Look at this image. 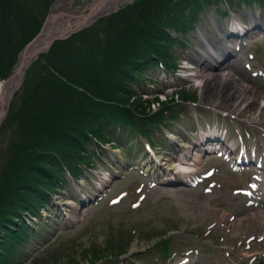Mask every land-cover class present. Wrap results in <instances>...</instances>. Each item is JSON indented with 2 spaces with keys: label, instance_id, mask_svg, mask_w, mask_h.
<instances>
[{
  "label": "rangeland",
  "instance_id": "1",
  "mask_svg": "<svg viewBox=\"0 0 264 264\" xmlns=\"http://www.w3.org/2000/svg\"><path fill=\"white\" fill-rule=\"evenodd\" d=\"M90 1L75 0L70 11L84 9ZM263 7L260 0L254 6L243 5L238 9L234 8L233 15L231 17L226 15L222 20L218 15L219 12L209 8V12L201 16L196 30L186 34V47L179 52V70L187 68L185 69L187 74L178 71L181 80L173 83L169 80L171 69L168 73L167 70L163 71L154 64L144 78L143 86L146 85V88L141 89V84H133L134 86L131 87L132 91L138 94L149 90L147 89L149 85L153 87L150 93L160 91L161 95L156 92L151 95L149 103H156L157 97L160 96V99H166L173 95L177 99L179 88H181L180 99L178 98L177 101L196 102L195 104L188 102L180 108L179 113L183 116L178 122L171 123L168 133L164 131L167 137L175 139L174 145L166 144L163 137H157L154 141L156 145L154 152L157 159L161 158L163 161L168 159L172 165H176L182 158V154L188 152L199 159L195 165L197 174L222 165V171H216L217 176L209 179L211 184L215 183L211 194H204L205 185L209 181L204 182L202 187L189 189L183 187L179 183L178 176L173 174L170 177H163L164 184L153 187L154 192L149 193L135 209L132 203L136 195L132 194H135V188L143 185L140 184L143 179L138 176V170L130 172L128 167L123 168L125 163L119 152L105 153V165L101 167V163H98L97 169L90 171L88 179L79 180L78 184L81 185H78L75 190L70 185L52 196L51 205L41 210L43 216L41 225L38 226L35 221L33 222L39 227V232L34 231L28 234L29 239L26 245L20 255L14 257L15 260L11 261V264H70L71 260H74L75 264H175L181 261L184 251L195 249L204 253L212 249V253L206 258L202 253L199 256L195 253V263L189 264H264L263 241L258 242L257 237L260 234L255 232L256 234L253 235L256 237L248 238L251 233L241 226L229 232L221 229L222 225L227 223L233 225L239 218L243 220L257 214L262 216L260 219L264 223V210L253 208L255 211H246L239 194L232 193L235 189L246 187V181H252L251 172L243 175L231 174L229 167L222 164L215 155L202 157L200 150L202 142L200 135L206 134L204 123L212 125V128L225 129L227 141H233L236 134L233 133L239 129L242 132L251 133L247 136L250 143H255L258 138V142L263 144L258 134L264 127V107L259 108L256 101L245 103V97L235 105L230 98L223 99L221 96L206 98L203 90L200 87L196 88L197 83L192 72L194 69H199L205 74L212 73L208 66L210 63H215L216 58L224 51V53L230 52L231 55H237L235 59L247 75L252 72L264 74V40L260 34L250 37L248 47L240 50L238 54L235 53L234 48L239 40L235 37L225 38L236 22L241 24L242 28L248 27L250 23L253 25L259 23L264 28ZM119 10L110 14L109 17L118 13ZM220 10L223 12L224 9L220 7ZM109 17H90L91 24L95 26ZM148 49L146 48L147 54L143 56V59L148 57L151 61H155L153 56L148 55ZM159 49L166 57L172 53L167 46H160ZM198 54L209 59L208 62L204 65L194 62L199 57ZM249 54L253 55L251 61L248 59ZM200 59L197 60H204ZM14 63L15 61L13 65ZM244 64L249 65V70ZM227 65L229 66L230 62L225 61L223 66L227 67ZM185 76L187 79H183ZM165 78L166 84L170 83V85H164ZM254 82L255 84L253 81L252 84L256 90L264 95L260 80H254ZM176 83L179 85L175 89L173 86ZM148 102L145 101L144 107L147 106L152 110L150 115L160 113V109L175 106L174 103H167L164 107L157 104L149 107ZM222 111L229 114H222ZM0 125L2 126L3 123ZM7 137L3 135L0 138V151L6 144ZM131 161L137 164L135 158ZM132 162L129 161L126 164ZM250 169L253 170V167ZM163 172L164 170L160 174ZM126 173L127 175L124 176ZM105 180L107 183L104 187L106 189L112 187V191H107L106 199L121 191H129L128 197L117 207L109 208L105 202H100L94 207L88 202V197L98 194L93 183L101 184L100 182ZM170 180H173V183H170ZM71 199H74L73 203L69 202ZM63 207L68 214L75 215L76 221L72 229L66 224H69V220L63 219L60 214ZM205 207L210 208L211 211ZM163 240H168L169 244L163 243ZM160 241L162 243L158 244ZM33 248L37 250L32 252ZM107 249H111L108 254L105 252ZM119 249L123 250V253L118 260H112L110 253ZM170 249L177 254L168 261L162 262L163 257L166 258L163 252ZM92 250H98L105 257L109 256L108 260L100 259L92 263L94 261L90 256ZM255 254L262 256H255ZM132 256H135V260L130 261Z\"/></svg>",
  "mask_w": 264,
  "mask_h": 264
},
{
  "label": "trees",
  "instance_id": "2",
  "mask_svg": "<svg viewBox=\"0 0 264 264\" xmlns=\"http://www.w3.org/2000/svg\"><path fill=\"white\" fill-rule=\"evenodd\" d=\"M53 1L0 0V79L39 32ZM219 1L135 0L88 30L57 41L35 61L26 73L23 94H15L0 128V138L8 136L0 151V264H10L27 239L23 216L40 218L65 184L64 169L77 177L79 167L94 163L89 135L101 144L115 141L125 152L137 136L146 135L150 124L157 128L164 120L162 112L150 115L152 110L144 107L148 101L131 89L154 66V60L143 59L146 48L148 55L171 67L175 62L159 48L182 43L170 32L184 33L197 11ZM224 1L230 6L252 0ZM156 101L162 107L175 103L174 98ZM119 250L110 258H118L123 253ZM90 256L92 263L109 258L98 250Z\"/></svg>",
  "mask_w": 264,
  "mask_h": 264
},
{
  "label": "bare ground",
  "instance_id": "3",
  "mask_svg": "<svg viewBox=\"0 0 264 264\" xmlns=\"http://www.w3.org/2000/svg\"><path fill=\"white\" fill-rule=\"evenodd\" d=\"M75 0H58L57 3L54 6V10L52 12V14H68L70 13V8L69 6L74 2ZM131 0H102V3H105V6L100 7L101 12H103V10L108 7V5L112 6L111 9L119 7L120 4L123 3H128ZM96 14L93 12L91 14V16H95ZM259 26V24H258ZM242 31V28H238V26H236L235 24L232 25V31L238 32V31ZM247 32V31H246ZM47 38H51L50 36H47ZM45 38H41L40 40H36V42L40 43V44H46L50 42V39ZM38 39V38H37ZM222 53H224V51H222ZM36 52L29 50L27 52H25V54L23 56L20 57L19 61H18V66H16V69L14 70V76L12 78V80L10 82H8L5 87L7 88L8 91V95L19 85V82L22 78V72L24 71V68L26 67L27 63L29 62V60L32 58L34 59L36 56ZM40 55H42L40 53ZM198 58H201L203 61H199V60H195L194 62H200L201 65H204L205 63L208 62V60L205 58V56L198 54ZM226 58L231 57V60H233L232 62H230V65L227 67H223L221 64H218L216 68H213L212 70L214 72L209 73V74H205L204 72H202L201 70H194L193 73L195 75L196 78V83H197V87H200V89L203 90V95H205L204 97L206 98H210V97H220L223 99H233V105L237 104L238 102H241L244 97L246 98L245 103H248L249 101H256L258 102V106L260 107H264V95L262 94V92H259L256 90L255 86L252 84H255L254 80H260V82L262 83V91L264 90V78H254V76H249V74L247 75L245 71L242 70V68H240V65H238L237 60L235 59V56H232L231 53H227ZM200 59V60H201ZM219 60V57H218ZM217 61V60H216ZM214 65V64H211ZM21 87V85H19ZM23 89V88H22ZM21 89V90H22ZM222 114L228 115L229 113L226 111H222ZM260 122V121H259ZM264 122V120H263ZM260 124V123H259ZM238 134L239 132L236 131ZM264 133V129L262 128V130H260L258 136H261ZM214 134H212L211 136H213ZM231 148V147H230ZM233 149V147H232ZM213 154V153H212ZM211 154V155H212ZM163 163L162 165L165 166L166 170H168L169 172L171 171H177L179 168L173 166L171 163H168V160L163 161V159L161 160ZM199 159L197 157H193L191 154H189L188 152L186 154H184L183 160L180 163V165H182V168L184 166H187L186 164H188V167L183 168L184 170H188L190 169V167L192 166L191 163H193L194 165H197ZM191 165V166H189ZM169 176V175H167ZM152 194V193H151ZM241 199L243 200H251V198L249 197H241ZM262 203H264V200L262 201ZM252 206H254L251 203H248L247 207H245V210L250 211L253 210L255 211V209L252 208ZM45 208V207H44ZM206 208V207H205ZM208 211L210 210V208H206ZM211 211V210H210ZM257 212V211H256ZM262 216L260 214L255 215L254 217H247L245 219H237V221H235L236 224L230 225V224H226V225H222V228L225 232H229V230H236L237 227L241 226V228L243 229H248V231L251 233L248 238H254L256 236H254L253 234H256L255 232L258 233L259 236H257L258 238H260L258 240V242L263 241V246H264V223L262 222V220L260 219ZM31 217L30 216H23V220L28 221L30 220ZM255 256H260L258 254H255Z\"/></svg>",
  "mask_w": 264,
  "mask_h": 264
},
{
  "label": "water",
  "instance_id": "4",
  "mask_svg": "<svg viewBox=\"0 0 264 264\" xmlns=\"http://www.w3.org/2000/svg\"><path fill=\"white\" fill-rule=\"evenodd\" d=\"M104 6V3L100 2L99 0L92 1L89 5H86L82 11H77L75 14H52L49 13L47 18L45 19V24L39 33V35L32 41L26 51L32 50L35 51L37 54L45 51V49L49 48L52 43L56 40H64L66 37L77 33V31L82 30L83 28L87 27L89 23L92 22L90 18L91 14L94 12L95 14L101 13V15H108L109 10L112 6L108 5L103 12H101V8ZM88 11L87 15H84V12ZM59 19V20H58ZM91 19V20H90ZM50 36L51 38H47ZM50 39L49 43L40 44L36 42V40H40L41 38ZM38 38V39H37ZM36 54V55H37ZM11 76L7 78L6 81L2 82L3 89L0 91V124L4 120L7 107L9 102L14 94L16 88L8 95L7 88L5 85L9 82Z\"/></svg>",
  "mask_w": 264,
  "mask_h": 264
}]
</instances>
